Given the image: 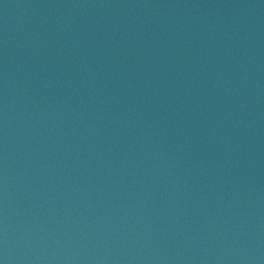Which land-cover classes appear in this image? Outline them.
I'll return each mask as SVG.
<instances>
[{
	"label": "water",
	"instance_id": "95a60500",
	"mask_svg": "<svg viewBox=\"0 0 264 264\" xmlns=\"http://www.w3.org/2000/svg\"><path fill=\"white\" fill-rule=\"evenodd\" d=\"M0 264H264V0H0Z\"/></svg>",
	"mask_w": 264,
	"mask_h": 264
}]
</instances>
